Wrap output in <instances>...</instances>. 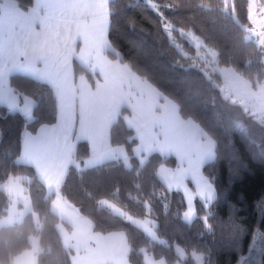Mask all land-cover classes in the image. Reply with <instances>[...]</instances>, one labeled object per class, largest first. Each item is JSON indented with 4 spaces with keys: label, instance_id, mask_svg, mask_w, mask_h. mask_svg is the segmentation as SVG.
Here are the masks:
<instances>
[{
    "label": "trees",
    "instance_id": "1",
    "mask_svg": "<svg viewBox=\"0 0 264 264\" xmlns=\"http://www.w3.org/2000/svg\"><path fill=\"white\" fill-rule=\"evenodd\" d=\"M29 2L23 0L25 5ZM156 2L177 29L173 33L175 39H168L161 27V17L145 0H114L108 37L118 57L110 56L128 63L137 75L176 103L181 118L192 120L215 140L216 160L203 169L205 177L215 185L218 197L210 209L212 231L205 229L202 219L191 224L184 222L182 213L186 204L181 193L160 195L163 187L156 172L164 165L175 168L177 160L173 156L153 154L143 167L132 158L131 170H126L121 161L81 171L69 166L59 193L92 221L96 232H126L133 249L131 264H144L141 248L167 264H196L193 252L203 254L204 264H237L241 256L247 257L244 264H264V236L260 235L264 233V126L222 95L221 76L210 67L202 71L203 62L178 30L193 31L218 52L219 65L232 67L253 83L264 81V48L245 41L241 27L216 10L221 0ZM235 3L238 19L247 23V0H235ZM10 82L19 92L33 98L36 107L31 120L9 114L0 107V264H12L30 248L31 237L39 241L36 264H72L71 254L57 230L60 220L51 210L54 194H48L33 168L19 162L24 132L35 133L44 124L56 123L54 94L46 84L19 75ZM132 137L134 131L120 117L111 129V142L124 145L131 155L135 146ZM89 155L88 144L78 143L76 159L83 162ZM20 176L29 179L33 213L22 222L2 225L9 206L4 184L9 178ZM136 184L140 187H135ZM149 198L153 218L158 221L157 235L163 243L150 240L142 230L100 203L107 199L139 218L144 212L142 201ZM195 207L197 215L202 217L205 209L199 200ZM256 229L257 240L249 251ZM177 247L185 253L183 258Z\"/></svg>",
    "mask_w": 264,
    "mask_h": 264
},
{
    "label": "snow or ice",
    "instance_id": "2",
    "mask_svg": "<svg viewBox=\"0 0 264 264\" xmlns=\"http://www.w3.org/2000/svg\"><path fill=\"white\" fill-rule=\"evenodd\" d=\"M145 3L161 17V27L168 39L174 40L173 33L177 29L164 16L160 4L156 0H145ZM200 6L211 10L204 4ZM216 10L241 27L245 41L264 48V0H247V23L238 19L235 0H221ZM112 15L111 0H30L27 5L23 0H0V105L6 106L9 114H19L26 120L33 118L35 101L10 85L14 75L46 84L55 97L56 123L44 124L35 133L23 134L22 154L29 162L64 161L66 164H61V169L65 166L80 169L81 162L75 159L78 141L89 146L90 155L83 161L87 168L121 161L126 170H131L132 158L143 167L153 154V127L147 122L163 124L175 113L177 105L137 75L128 63L109 59L107 51L112 45L108 32ZM178 31L194 47L197 59L203 62L202 71L214 64L218 57L215 49L191 30L180 28ZM174 46L188 58L179 44ZM74 61L79 62L94 84L85 74L76 76ZM123 109L130 110L128 124L136 131L131 140L135 139L137 144L131 155L124 145L113 144L110 138L115 117ZM216 149V142L211 138L205 147L196 151L175 146L178 166L164 165L156 172L163 187L160 195L181 193L186 204L182 213L184 222L191 224L195 219H202L208 232L212 231L210 209L218 197L215 185L205 177L203 169L215 162ZM189 179L194 182V189L188 187ZM197 200L205 209L202 217L197 215ZM100 203L115 208L126 222L142 230L150 240L159 242L158 221L153 218L150 198L142 201L144 212L139 218L107 199ZM258 231L253 232L249 251L253 250ZM107 239L118 243L115 264H131L133 249L126 232H112ZM176 250L182 258L185 256L181 248ZM140 252L144 264H165L163 259H150L144 248ZM192 257L196 264H204L203 254L193 252ZM246 259L239 257L237 264H244Z\"/></svg>",
    "mask_w": 264,
    "mask_h": 264
},
{
    "label": "crops",
    "instance_id": "3",
    "mask_svg": "<svg viewBox=\"0 0 264 264\" xmlns=\"http://www.w3.org/2000/svg\"><path fill=\"white\" fill-rule=\"evenodd\" d=\"M112 1L114 0H111V2ZM111 54H114L118 57L113 48L107 51V55L109 59H114L110 56ZM76 66L80 68L79 71L76 70ZM73 71L77 77L80 74L89 76L90 83L94 84V80H92L90 75L80 66L78 61L73 62ZM0 107L6 108V106L3 105H0ZM35 107L36 102L33 108V113ZM157 115H159V113H157ZM120 117H122L129 126L128 118L130 117V110H121L119 115L115 117L114 124L119 120ZM147 124L153 127V154H159L166 158L171 156L176 158L175 146H180L189 151H196L205 147L207 145L208 139L210 138L192 120H184L183 118H181L178 107L175 113L170 114L163 124H157L155 123V121H148ZM130 128L134 131L135 137V129L133 127ZM133 140L135 141V148L137 141L135 139ZM80 142L84 141L76 142L77 146ZM22 153L23 149H21L19 162L23 165H27L33 168L38 179L46 188L48 194H54V198L51 203V210L55 215L58 216L60 220V223L57 225V230L62 238L64 246L71 254L72 264H115V261L119 255L118 243L111 239H107L110 233L101 234L99 232H96L94 230V224L92 223V221L83 216L76 207L70 204L59 193V188L69 168V166H65L61 169V164H66V162L56 160H51L47 164L29 162V160ZM161 153H163V155ZM162 167L163 166L159 167V169ZM85 169L91 168L84 167L83 162H81V168L77 170L81 171ZM57 172H59V175L55 174ZM28 181L29 179L24 176L11 177L4 184V189L9 196V206L7 216L1 221L2 225H12L22 222L26 215H28L29 213H33L32 201L28 194ZM188 187L190 189L195 188V184L191 179H189L188 181ZM110 209L119 215L115 208ZM34 217L36 219V222H38V217L36 215H34ZM159 242L162 243L164 241H161L159 239ZM38 245V238L31 237L30 248L19 254L14 259L12 264H36V259L39 252ZM148 257L151 259L154 257V255L148 253ZM165 264H167L166 261Z\"/></svg>",
    "mask_w": 264,
    "mask_h": 264
},
{
    "label": "rangeland",
    "instance_id": "4",
    "mask_svg": "<svg viewBox=\"0 0 264 264\" xmlns=\"http://www.w3.org/2000/svg\"><path fill=\"white\" fill-rule=\"evenodd\" d=\"M201 53L203 55V51ZM209 67L211 71L215 69L213 72L222 78L220 86L222 95L232 103L240 105L264 126V81L253 83L232 67L219 65L217 60Z\"/></svg>",
    "mask_w": 264,
    "mask_h": 264
},
{
    "label": "water",
    "instance_id": "5",
    "mask_svg": "<svg viewBox=\"0 0 264 264\" xmlns=\"http://www.w3.org/2000/svg\"><path fill=\"white\" fill-rule=\"evenodd\" d=\"M263 64H264V58H263Z\"/></svg>",
    "mask_w": 264,
    "mask_h": 264
}]
</instances>
